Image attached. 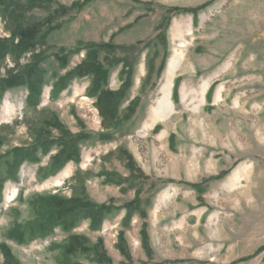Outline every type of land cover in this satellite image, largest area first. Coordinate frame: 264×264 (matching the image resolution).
Wrapping results in <instances>:
<instances>
[{
  "label": "rangeland",
  "instance_id": "374dc122",
  "mask_svg": "<svg viewBox=\"0 0 264 264\" xmlns=\"http://www.w3.org/2000/svg\"><path fill=\"white\" fill-rule=\"evenodd\" d=\"M3 2L0 40L11 38L13 11L39 32L31 50L37 62L30 52L18 63L8 54L0 79L38 64L36 108L80 145L77 160L52 175L40 178L37 170L55 146L37 152L38 162L22 161L16 180L3 183L0 264H264V0ZM87 52L107 72L100 90L118 100L114 123L86 95L94 75L79 67ZM59 78L65 85L55 95ZM27 95L18 86L0 98V126L19 122L0 140L2 157L33 144L23 118ZM60 134L52 127L47 135ZM73 190L94 209L69 230L9 237L14 223L30 217L31 197L69 201ZM68 237L73 246L61 248Z\"/></svg>",
  "mask_w": 264,
  "mask_h": 264
},
{
  "label": "trees",
  "instance_id": "16d2710c",
  "mask_svg": "<svg viewBox=\"0 0 264 264\" xmlns=\"http://www.w3.org/2000/svg\"><path fill=\"white\" fill-rule=\"evenodd\" d=\"M4 0H0V7L5 8ZM3 9L0 12L3 13ZM195 13V12H193ZM23 14L21 12L13 11L8 14L7 27L11 38L8 40H0V66L6 55H10L11 59L18 63L20 56L23 53L30 52L31 59L37 62V56L31 51L36 45V35L39 32L37 24L23 25ZM19 38V43L15 44L14 39ZM42 40V37L38 38ZM92 54L87 52V58L79 67V70L84 71L83 73H91L94 75L90 81L89 86L86 89V95L88 97H94L100 114L104 116L105 121L112 123L117 117V98L113 100L112 95L106 94L100 90V82L106 78V71L102 70V67L98 64V60ZM38 64L27 65L18 73L9 72L6 78L0 79V98L4 91L9 88L25 86L28 91L26 98V106L23 110V118L26 122L32 124L30 129V137L33 144L25 149L12 150L0 156V160L4 157H8L11 162H6L5 176H0V194L2 191L3 183L6 180H16V172L18 165L24 161L38 162L39 158L36 156L37 152L42 155H47L49 150L54 146L58 147L57 153L50 157L48 164L45 167H40L37 170V175L40 178H45L49 175L57 172L67 161H76L77 151L79 143V136H73L72 134L64 131L63 128L57 123L54 115L51 112L44 110H38L36 108L37 98L40 94L41 84L43 82L42 74H39ZM65 85V79L59 78L55 83L51 92L57 94L59 89ZM18 120H14L11 126H0V140L6 138L7 135L14 132ZM114 123V122H113ZM103 126H107L103 122ZM56 127L60 131V137L56 140L49 139L47 134H50V129ZM7 130V131H6ZM6 131V132H5ZM32 133H36L38 136H32ZM45 134L47 137H45ZM85 137H83L84 139ZM72 153L71 156L68 154ZM5 162V160H4ZM73 198L69 201H61L56 196H33L29 199L31 205V215L27 220L20 223H14L12 225L9 237L15 238L17 241L22 242L26 235L30 232L36 234L32 235H44L47 230L53 226H61L65 230H69L72 223L75 222L80 214H89L93 211L94 206L92 204H86L81 202L80 197L75 194L73 190ZM21 198L20 194L18 195ZM100 210L96 211L99 214ZM37 224L46 225L45 228L38 230L32 226ZM32 238V237H30ZM72 237H68L61 243V248L64 246H71ZM73 246V245H72ZM71 246V247H72ZM3 249V255L8 257L7 250Z\"/></svg>",
  "mask_w": 264,
  "mask_h": 264
},
{
  "label": "bare ground",
  "instance_id": "6f19581e",
  "mask_svg": "<svg viewBox=\"0 0 264 264\" xmlns=\"http://www.w3.org/2000/svg\"><path fill=\"white\" fill-rule=\"evenodd\" d=\"M178 62H179V58L177 56H175V57H173V59L169 63L168 70H167V81H168V83L171 82V78L175 72V69L177 67ZM161 104H163L164 106H167V107L169 106L168 100L165 96H163Z\"/></svg>",
  "mask_w": 264,
  "mask_h": 264
}]
</instances>
